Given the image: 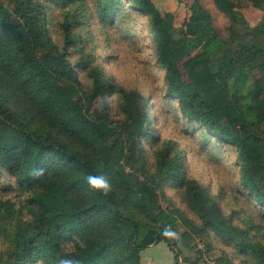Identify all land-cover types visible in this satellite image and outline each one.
I'll list each match as a JSON object with an SVG mask.
<instances>
[{
    "label": "trees",
    "instance_id": "16d2710c",
    "mask_svg": "<svg viewBox=\"0 0 264 264\" xmlns=\"http://www.w3.org/2000/svg\"><path fill=\"white\" fill-rule=\"evenodd\" d=\"M8 2L11 9L0 4V264H140V253L161 242L173 251V264L180 257L181 264H206L200 260L205 253L193 250V236L208 233L231 248L233 258L264 264L256 238L264 232V0H250L261 14L253 25L231 0H213L229 20L227 43L198 0L184 4L180 27L151 0ZM52 16L59 44L49 30ZM143 17L166 98H176L182 117L221 143L217 150L227 145L238 153L244 206L230 218L187 175L176 143L154 134L147 100L112 84L89 56L69 59L83 49L81 37L91 26ZM78 71L89 90L80 86ZM110 96L121 102L125 120L118 126L106 108ZM90 176L103 177L109 190L94 188ZM164 187L179 194L199 226L160 206ZM182 249L196 258L186 259ZM213 250L208 241L209 259ZM231 260L222 254L215 263Z\"/></svg>",
    "mask_w": 264,
    "mask_h": 264
},
{
    "label": "rangeland",
    "instance_id": "374dc122",
    "mask_svg": "<svg viewBox=\"0 0 264 264\" xmlns=\"http://www.w3.org/2000/svg\"><path fill=\"white\" fill-rule=\"evenodd\" d=\"M187 1L155 0L154 6L161 15L172 14L174 27H180L181 21L185 16L184 4ZM231 1L238 8L237 11L247 21L258 22L261 20L260 12L251 7L250 0ZM198 2L211 15L218 38L227 43L229 20L226 15L215 8L213 0H198ZM0 4L7 9H11V4L8 0H0ZM91 18H94V15ZM90 20L89 18L88 21ZM52 21H55V16L51 18L49 30L53 40L59 44L60 36ZM148 23V19L143 17L136 18L135 21H116L115 25H108L104 29H100L99 26H91L88 35L83 34L81 37L79 47H83V49L78 53H72L69 59L71 63H75L80 56H89L92 59L91 64L101 67L112 84L125 91H135L141 95L144 101L147 100L148 103L144 106V109L149 112L148 118L151 121L152 129H155L154 134L159 137L160 141L170 140L176 143L177 148L183 154L182 161L187 175L203 187H206L210 191L213 200L219 204L222 216L230 218L233 212L239 211L244 206V197H240L241 195L237 193V188L240 186V178L242 177L237 164L239 160L238 153L227 145L217 150L221 147V143L215 141L214 137L206 135L205 131L201 132L198 128L196 129L194 125L183 118L178 109L176 98H166L167 90L164 84V74L155 64L153 48L148 35ZM76 77L84 90L90 89V82L86 78L87 76L81 75L78 71ZM246 91L245 89L241 94L243 95ZM120 103L118 96H110L105 99L106 108L112 116V124L114 126H118L125 120ZM100 106V100L94 102V107L99 108ZM261 129H264V124L261 125ZM206 138H208L209 144L203 146L201 140ZM143 148L147 152V159L151 162L152 151L150 143L146 142ZM1 190L0 188V196L4 197L5 193ZM243 191L246 193L245 190ZM158 194L160 206L163 209L168 208L178 211L190 223L197 226L200 225L197 217L186 208L175 190L164 187L158 190ZM247 210L249 211L248 208ZM252 214L255 216L254 219H258L256 211ZM233 217V224L240 226L242 220L237 216ZM262 223L264 224V219ZM183 231L184 227L178 223L176 233ZM176 238L177 235L175 233L170 236L171 241H175ZM193 238L195 240L194 251L198 250L201 252L200 248L205 251L208 241L214 246V250L210 252L211 259L208 258L205 251V254L200 259L202 263L216 264L215 259L222 254H228L232 258V264H253L248 258H233L234 251L225 247L212 233L203 236H193ZM256 238L264 246V232H258ZM3 247L4 244L2 245L0 241V250ZM167 247L169 248L168 245ZM182 251L186 259L192 261L196 258L194 254H189L183 249ZM171 252L173 254V251ZM179 262L181 264V257Z\"/></svg>",
    "mask_w": 264,
    "mask_h": 264
},
{
    "label": "crops",
    "instance_id": "0c3cea01",
    "mask_svg": "<svg viewBox=\"0 0 264 264\" xmlns=\"http://www.w3.org/2000/svg\"><path fill=\"white\" fill-rule=\"evenodd\" d=\"M154 4L155 0H151ZM158 10V9H157ZM251 25L258 22L248 21ZM174 255L163 242L151 245L140 253V264H173Z\"/></svg>",
    "mask_w": 264,
    "mask_h": 264
},
{
    "label": "clouds",
    "instance_id": "9594fccd",
    "mask_svg": "<svg viewBox=\"0 0 264 264\" xmlns=\"http://www.w3.org/2000/svg\"><path fill=\"white\" fill-rule=\"evenodd\" d=\"M88 180L94 188L103 189L105 192L109 190L110 185L103 177L90 176ZM61 264H72V262L64 260L61 262Z\"/></svg>",
    "mask_w": 264,
    "mask_h": 264
},
{
    "label": "built area",
    "instance_id": "2783aa9c",
    "mask_svg": "<svg viewBox=\"0 0 264 264\" xmlns=\"http://www.w3.org/2000/svg\"><path fill=\"white\" fill-rule=\"evenodd\" d=\"M200 250H201L202 254H204V253H205V251H204V249H203V248H200Z\"/></svg>",
    "mask_w": 264,
    "mask_h": 264
}]
</instances>
